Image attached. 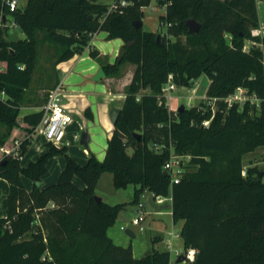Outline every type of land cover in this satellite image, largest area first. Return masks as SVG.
I'll return each instance as SVG.
<instances>
[{
	"label": "trees",
	"instance_id": "trees-1",
	"mask_svg": "<svg viewBox=\"0 0 264 264\" xmlns=\"http://www.w3.org/2000/svg\"><path fill=\"white\" fill-rule=\"evenodd\" d=\"M128 1L133 3L110 9L99 0H28L11 11L0 0V11L27 35L0 37V123L6 126L0 132V177L8 182L0 264H171L169 250L152 248L135 257L131 244L109 236L126 203L98 200L95 188L104 171L113 174L116 188L138 185L135 204L145 189L172 196L173 221L183 222L180 238L185 249H196L194 264H264V166H248L243 174V156L264 146V37L252 33L260 27L257 0H159L167 4L161 44L157 32L133 24L143 21V7L152 0ZM190 18L199 22L198 32L190 31ZM101 31L108 39L121 38L125 47L121 59L101 61L108 75L125 62L136 64L105 158L89 151L80 163L68 146L47 144L46 152L24 165L14 154L16 141L24 156L43 114H21L39 44L56 46V63L87 49L97 59L91 41ZM247 40L256 44L245 49ZM203 74L210 78L207 102L171 109L162 96L169 76L176 85L193 87ZM238 87L256 94L259 105L228 106L225 98ZM86 113L93 117L89 108ZM172 154L188 156L178 183L164 173ZM56 155H65L66 164L57 181L45 186L42 177Z\"/></svg>",
	"mask_w": 264,
	"mask_h": 264
},
{
	"label": "rangeland",
	"instance_id": "rangeland-1",
	"mask_svg": "<svg viewBox=\"0 0 264 264\" xmlns=\"http://www.w3.org/2000/svg\"><path fill=\"white\" fill-rule=\"evenodd\" d=\"M28 0H20L21 8H25ZM115 0H99L100 3L106 4L111 6L114 3ZM155 7V8H153ZM144 11V18H143V30L145 31H153L157 33H161L165 31L166 25L163 19H161V15H164L166 13L165 7L159 2V0H152L149 6H146L143 8ZM4 17V18H3ZM12 16L4 13L3 11H0V37H3L7 40H13V39H23L26 38V32L23 30V28L15 23H12ZM255 30V29H254ZM254 30L252 33L254 34ZM42 33H39V37H42ZM97 34L94 35L93 40L91 41V45L99 50V58L96 59V61L101 64L102 62H109L114 63L119 50L112 51L111 53L102 54L101 50L97 47L95 44V41L99 40L100 36H97ZM124 42V41H123ZM252 45V42L250 40L246 41V46L250 47ZM124 46V44H123ZM86 51H89L87 49ZM85 51V52H86ZM85 52L82 54H78V58L80 55H84ZM87 53V52H86ZM89 54V53H88ZM57 58V48L55 45L48 43V42H41L38 46V61L37 65L33 74V79L31 82L30 87L26 91L25 98L23 100V104L21 106V114L32 112L39 110L41 107L45 105L47 102V94L49 93V90L53 88L55 85L62 84L67 92V99L72 102H75L77 105V109L73 110V113L75 116L80 118V123L83 125V127H87L90 129V131L95 134L92 136V140L87 144L83 145L79 141L73 143L70 147H68L69 153H71L72 156H74L78 161L82 160L85 156L84 147L87 146L88 149H90L93 153L96 154V156L99 158L100 155L103 154L104 150V144L107 142L108 138V130L106 123L103 122L102 114H98L97 117L90 118L88 114L86 113V107L82 108V104L85 103L86 100H84V97L77 96L74 93L71 94L73 88L76 89L77 85H80L79 82L74 81V76L72 77V84L69 85L66 82L67 74L63 71V68H61L60 63H56ZM77 62V60H75ZM71 63V62H70ZM75 65H73L72 70L77 72L75 69ZM136 68V64L125 62L121 65L119 70L115 72L114 74L108 75L106 73V76L103 77L99 83H102L105 85V89L107 91L106 101H109L110 107H121L124 101V92L126 89V86L130 83L134 70ZM78 73V72H77ZM93 74L89 75V79L92 77ZM78 77V76H77ZM76 77V79H77ZM84 81V79L82 80ZM88 81V80H87ZM210 83V78L208 75L203 74L200 76L196 82L194 83L193 87L189 86H181L177 85V88L173 91H171V95L173 98L170 100L166 99L167 104L170 107L169 101L173 102L174 109L177 111V108L184 104L186 107L194 106V105H200L202 102H207L208 98L206 95L208 85ZM91 91V90H90ZM144 92H150V89H143L141 93ZM94 95H90L88 93V89L84 91L85 98L88 100H95L97 101L98 105L101 104L100 100H102V97H99L101 91L93 89ZM83 98V100H82ZM114 98V100H112ZM92 105L95 107V103H92ZM88 105V106H92ZM92 108V107H91ZM91 108H89L91 110ZM92 111V110H91ZM6 126L0 123V132L3 133ZM22 133V131H21ZM40 137L35 136L33 139L30 148L28 152L25 154V157L22 159V163L26 165L31 160L36 157L39 152V143L35 144L36 141H38ZM11 145V142L8 144ZM48 145L43 144L42 148H46V151L48 150ZM61 147V146H57ZM42 155V154H41ZM257 161L260 162V165L264 164V151L261 152L260 150L256 152ZM180 160H183L184 164L187 163L188 156L186 155H180ZM80 162V161H79ZM66 163V157L65 155H56L49 159L48 162V171L46 174L42 177V183L44 185L51 184L57 181L59 177V173L61 171V168ZM26 184L29 188L32 187V182L25 179ZM29 185H28V183ZM78 184L81 185V181L79 178H77ZM8 185L3 186V184L0 182V201L2 203L3 196L6 193L5 190H8ZM138 185H135L133 183L127 185L124 188H116L114 186L113 182V174L110 171H104L95 188V195L102 200H104L107 203L110 204H119V203H126L125 208H123L119 214L118 217L111 227H119L121 223H129L131 227L132 219L136 215V204L133 203L134 195H135V189ZM6 188V189H5ZM139 202L145 204L146 211H153V210H165L168 209L166 204L160 205L157 209H155V200L153 192L149 189H145L143 192H141L139 196ZM170 202V201H168ZM2 207L0 208V214L2 213ZM154 216V217H153ZM157 219V220H156ZM133 231L136 234V237L130 238L131 241H135L136 239L138 241H142L146 245L149 246V248L152 249V239L155 237V235H159L163 237V240H159L157 248L158 250H169L171 252L172 261L175 262L177 259L176 256V249H183V241L181 238H176L174 247L171 250L167 246V239L170 237L168 233L170 231L178 232L180 231V225L179 223L174 224V221L172 219L171 214H149L146 221H145V227L146 229L141 231L136 226H132ZM122 233V232H121ZM124 238L125 232L122 233ZM131 244V243H130ZM128 244V245H130ZM127 245V246H128Z\"/></svg>",
	"mask_w": 264,
	"mask_h": 264
},
{
	"label": "built area",
	"instance_id": "built-area-1",
	"mask_svg": "<svg viewBox=\"0 0 264 264\" xmlns=\"http://www.w3.org/2000/svg\"><path fill=\"white\" fill-rule=\"evenodd\" d=\"M5 4L10 8L11 11L21 7L20 0H4ZM130 2L128 0H120L119 4L115 1L110 6V9H115L119 5H128ZM150 5V4H149ZM148 5V6H149ZM163 7L167 4L163 3ZM144 8V7H143ZM155 8V7H153ZM12 23L15 22L13 21ZM167 26V24L165 23ZM166 31V29H165ZM165 31L161 32L163 34ZM254 35H258L257 30H254ZM252 44H256L255 41H251ZM245 49H248L245 45ZM177 88L176 83L173 81V76L170 75L167 83L162 87V96L166 99L170 100L172 98L171 91ZM228 106H232L235 103L244 104L247 101L259 105L261 99L254 93H250L245 87H238L235 91L225 98ZM39 110L42 111V118L40 123L35 127L31 134V140L35 138V136H39L40 138L35 144L41 143L43 144H53L56 146H70L73 141L80 139V132L83 130V125L78 122L75 118V114L73 113V108L70 106V102L67 99V92L63 85L60 83L55 85L53 88L49 90L47 102L43 107ZM209 120L203 121V125H209ZM75 126V131L71 132V127ZM70 133L73 136L70 137ZM20 142L16 141V146L14 147V154L19 156L21 159L24 156L20 155L19 152ZM158 148V147H157ZM183 160H180V155L172 154L169 160L165 163L164 169L167 170L170 175L173 183H178L181 179L183 172ZM243 173H246V170H243ZM154 200L157 204H164L166 201H170L172 206V196L168 195H157L154 196ZM50 206H54L53 203ZM148 217V212L146 211L145 204L141 202L136 203V215L132 219L131 227L130 224L121 225V229L126 232L127 229L133 230L132 226H136L139 230L143 231L146 229L145 221ZM170 237L167 239V246L172 250L174 247L173 238L180 237V232L170 231L168 233ZM177 259L180 255H184V259L181 262L172 261L171 264H194L196 257V249L188 248V249H176Z\"/></svg>",
	"mask_w": 264,
	"mask_h": 264
},
{
	"label": "crops",
	"instance_id": "crops-1",
	"mask_svg": "<svg viewBox=\"0 0 264 264\" xmlns=\"http://www.w3.org/2000/svg\"><path fill=\"white\" fill-rule=\"evenodd\" d=\"M257 5H258V12H259V17H260V27L257 28V29H255V30H257V32H258L259 35H261V36L264 37V0H257ZM97 36H100V38H99V40L95 41V44L101 50L102 54L111 53L112 51H116L117 52L118 50H120V48L124 44V42H123V40L121 38L108 39L107 38V32L106 31L99 32ZM86 52H85L84 55H80L79 56V59H77L78 58V54H75L69 60L62 61L60 63V66H61V68H63V71L67 74V78H66V82L65 83H68L69 85H71L72 82H73L71 80L73 76H74V81L76 80L75 82H79L80 85H77L76 86V89L73 88L72 92H70V93L71 94L74 93L77 96L79 95V96L84 97V100H86V101H85L84 104H82L81 107L82 108H84L85 106H87L86 108H91L92 107L91 108V110H92L91 112H92V116L93 117H97L98 114H102L103 122L106 123L107 130H108V138H107V142H105V144H104L103 154L99 156V159L100 160H103L105 158V155H106V149H107V145H108V139L111 137L112 131L114 129V124L111 121L110 116H109V112H110L111 108H113V107H110V103H109L110 100L109 101H106L107 99H105L106 98V95L105 94L107 93V91L105 89V85L102 84V83H99L100 80L99 81H96V80L93 79V76L96 74L98 68L100 66H102V65L99 64L96 61L95 58H93V57L90 56L89 51H86ZM75 60H77V62ZM73 65H75V68L74 69L78 73L75 72L74 70H72ZM90 74H93V75L89 79V75ZM76 77H77V79H76ZM83 79H84V81H82ZM86 89H88V93L90 95H94L93 89L98 90L99 92L101 91V93L99 95V97H102V100H100L101 104L98 105L99 102L97 103L96 100H95V102H93V100H89V99L87 100L85 98V95H84V91ZM82 100H83V98H82ZM112 100H114V98ZM124 100H125V96H124ZM69 102H70V106L73 109H77V105L75 104V102H72L71 100ZM92 103H95V107H97V108H94V106L92 105ZM123 103H124V101H123ZM89 104L92 105V106L91 107L88 106ZM169 104H170V108L173 109V110H175L174 109L173 102H170L169 101ZM122 106H123V104H122ZM27 113H29V112H27ZM23 114H26V113H23ZM75 118H76V120L78 122L80 121V118H78L77 116H75ZM75 126L76 125H74V126L71 127V132L75 131V129H76ZM85 129L88 130V132L90 133V141H91L92 140V136H94L95 134H93L90 131L89 128L83 127V130H85ZM82 131L80 132L79 142L81 140V133H82ZM69 135H70V137L73 136L72 133H70ZM75 142H77V140L76 141L75 140L73 141V143H75ZM87 144H85V145H87ZM42 145H43V143H41V141H40L39 142V152H40V154H38L36 157H38L41 154H43L44 152H46V148L43 149L42 148ZM259 150L261 152H263L264 151V146H260V147L256 148L254 151L248 152V153H246L243 156L244 170L248 166H253V165H258L260 167L261 166L262 167L264 166V164L263 165H260V162L257 161L258 158L256 156V152L259 151ZM84 151H85V156H84V158L82 160H79L80 163H85L87 161L88 156H89V151H91V150L88 149V148H86V147H84ZM35 159L36 158H34L33 160H35ZM64 166L61 168V170L64 168ZM77 178L78 177L75 178V182L78 184ZM0 182L3 184V186H6V184L8 185V182L5 179L1 178V177H0ZM51 184H53V183H51ZM28 185H29V183H28ZM48 185H50V184H46L45 186H48ZM78 185L83 187V184L82 183H81V185L80 184H78ZM5 191L8 194V190H5ZM7 194H5L3 196L2 203L0 201V208L2 207V211H1L2 213L0 214V216H5V214H6V199H7ZM165 204H166L165 207L169 208V210L168 209H165V210H153L152 212L149 211L148 212V215L149 214H153V212H154V214H168L169 213V214L172 215L171 203L168 202V201H166ZM160 205H162V204H157L155 202V205H154L155 206V209H157ZM172 219H173V215H172ZM123 224H125V223H121L119 225V227H117V226L116 227H110L108 229L109 236L112 237L113 240L116 243L121 244L123 246H127L128 244L131 243L132 248H133L134 256L135 257H141V256H143L151 248H149V246L146 245L145 243H143L142 241H138L137 239L134 242L133 241L130 242V240H131L130 238H132V237L129 234H127L125 231H123L121 229V225H123ZM174 224H176V223H174ZM179 225H180V230H181V228L183 226V222H179ZM121 232L122 233L125 232V236H126L125 238H124V236H123V234ZM178 232H180V231H178ZM160 237L161 236H159V235H155V237L152 239V242H151L152 243V246H153L152 248L158 249L157 248V245H158L159 240L156 241V242H154V239L155 238L160 239ZM176 238H180V237L173 238V244L175 243V239ZM160 240H163V237H161Z\"/></svg>",
	"mask_w": 264,
	"mask_h": 264
},
{
	"label": "water",
	"instance_id": "water-1",
	"mask_svg": "<svg viewBox=\"0 0 264 264\" xmlns=\"http://www.w3.org/2000/svg\"><path fill=\"white\" fill-rule=\"evenodd\" d=\"M187 25L189 26V29L191 32H198L199 29H200V24L199 22L195 19V18H190L186 21ZM134 26L135 27H140L143 25V21L142 20H134L133 22ZM156 39H157V42L159 44L162 43V34L161 33H158L156 35ZM125 53V47L122 46L119 50V53H118V58L121 59L123 57ZM106 76V71L104 69L103 66H100L96 72V74L93 76V79L96 80V81H99L101 80L103 77ZM186 108V106L184 104L180 105L178 108H177V112H181L183 111L184 109ZM121 110H122V107H113L111 108L110 112H109V116H110V119L111 121L113 122V124H115L121 114ZM90 141V133L88 132V130H83L82 133H81V144L85 145L87 144L88 142ZM165 174H168V171L165 170L164 171ZM98 200H101L99 197H98ZM126 233L129 234L131 237H135L136 234L133 230L131 229H127L126 230ZM184 259V255H180L177 259V262H181L182 260Z\"/></svg>",
	"mask_w": 264,
	"mask_h": 264
}]
</instances>
